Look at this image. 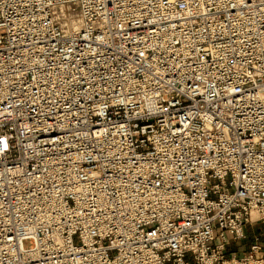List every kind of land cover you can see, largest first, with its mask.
<instances>
[{
  "label": "built area",
  "instance_id": "2783aa9c",
  "mask_svg": "<svg viewBox=\"0 0 264 264\" xmlns=\"http://www.w3.org/2000/svg\"><path fill=\"white\" fill-rule=\"evenodd\" d=\"M260 223L264 0H0V264H264Z\"/></svg>",
  "mask_w": 264,
  "mask_h": 264
},
{
  "label": "rangeland",
  "instance_id": "374dc122",
  "mask_svg": "<svg viewBox=\"0 0 264 264\" xmlns=\"http://www.w3.org/2000/svg\"><path fill=\"white\" fill-rule=\"evenodd\" d=\"M260 227H261V230H259V224H256L255 226H254V231L256 232V233H258V234H260L261 235V237L264 239V224L263 223H260ZM246 242H249V240L248 241H246ZM232 246H234V245H232Z\"/></svg>",
  "mask_w": 264,
  "mask_h": 264
},
{
  "label": "crops",
  "instance_id": "0c3cea01",
  "mask_svg": "<svg viewBox=\"0 0 264 264\" xmlns=\"http://www.w3.org/2000/svg\"><path fill=\"white\" fill-rule=\"evenodd\" d=\"M232 245H234V246H232V247H235V244L233 243Z\"/></svg>",
  "mask_w": 264,
  "mask_h": 264
}]
</instances>
